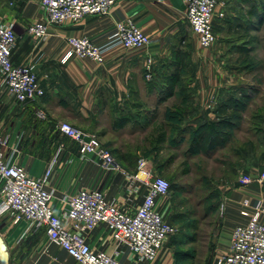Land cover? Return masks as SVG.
Returning a JSON list of instances; mask_svg holds the SVG:
<instances>
[{"label":"crops","instance_id":"obj_1","mask_svg":"<svg viewBox=\"0 0 264 264\" xmlns=\"http://www.w3.org/2000/svg\"><path fill=\"white\" fill-rule=\"evenodd\" d=\"M44 19L40 0H0V20L12 24L16 35L11 60L32 67L45 90L26 106L12 93L0 95L5 161L34 178L52 167L47 188L57 212L66 196L88 188L101 190L120 210L134 214L148 193L134 178L138 160L145 159L155 174L164 173L163 159L185 152L193 136L204 135L206 154L190 157L208 160V181L218 202L203 217L213 222L209 255L200 257L193 249L189 257L190 264H214L229 252L232 229L248 221L242 211H264V180L259 181L264 168V0H222L211 21L216 41L201 55L183 0H119L106 15L51 25L46 38L34 40L27 27ZM129 20L149 37L146 46L110 44L102 63L68 57V38L106 45L117 23ZM60 122L94 135L121 170L104 171L95 157L81 156L57 130ZM246 175L251 182L242 184ZM157 207L166 218L169 196L159 198ZM0 235L10 264H77L51 245L43 230L28 231L27 223L13 224L5 214ZM87 240L95 250L116 249L105 225L89 232ZM118 259L174 264L175 254L166 242L153 262L139 261L126 249Z\"/></svg>","mask_w":264,"mask_h":264},{"label":"built area","instance_id":"obj_2","mask_svg":"<svg viewBox=\"0 0 264 264\" xmlns=\"http://www.w3.org/2000/svg\"><path fill=\"white\" fill-rule=\"evenodd\" d=\"M118 1L40 0L45 19L28 25L27 32L34 40H42L48 36L51 25L106 15ZM221 1L183 0L187 20L202 49L216 41L211 21ZM15 41L13 25L0 20V95L12 93L18 103L26 106L41 99L45 90L32 67L12 62L11 50ZM149 41V37L129 20L117 23L106 45H97L87 37L68 38V57L75 55L102 63L104 51L110 44L141 48ZM38 115L44 117L41 111ZM57 130L75 144L81 156L95 157L102 170H121L111 152L94 135L67 122L58 123ZM5 143V137L0 133V216L8 215L13 224L27 223L31 232L43 230L48 242L64 250L77 264H124L118 259L121 249H126L139 261L153 262L169 237L175 234L176 229L157 207L159 198L169 196L170 184L147 167L145 159L138 160L134 178L147 186L148 193L134 214L120 210L101 190L88 188L66 196L62 211L57 212L52 205L53 193L47 188L52 167L41 178L29 176L22 166L5 161L2 151ZM263 180L264 168L259 175V181ZM240 181L248 184L251 179L246 175ZM244 204L247 206V202ZM242 215L248 221L232 229L229 252L216 257L214 264H264V211L258 208L249 215L244 210ZM100 225L106 226L116 245L113 253L95 250L88 243L87 234Z\"/></svg>","mask_w":264,"mask_h":264},{"label":"rangeland","instance_id":"obj_3","mask_svg":"<svg viewBox=\"0 0 264 264\" xmlns=\"http://www.w3.org/2000/svg\"><path fill=\"white\" fill-rule=\"evenodd\" d=\"M203 51L205 49H199L200 55ZM209 172L205 156L190 157L181 150L164 173L156 174L173 185L166 220L176 229L175 234L167 240L175 254L174 264H190V254L187 258L179 255L190 253L193 249L198 250L200 257L209 255L206 243L213 222L203 217L211 211V205L218 202L208 181ZM190 237L195 244H192Z\"/></svg>","mask_w":264,"mask_h":264},{"label":"trees","instance_id":"obj_4","mask_svg":"<svg viewBox=\"0 0 264 264\" xmlns=\"http://www.w3.org/2000/svg\"><path fill=\"white\" fill-rule=\"evenodd\" d=\"M193 137H194L193 140L190 141L189 148L184 152V154L186 156L197 155V154H206V152H207V143H208L206 137H204V135H199V134L196 135V136H193ZM173 143H174V141H173ZM174 157L175 156L170 155L169 157L163 159L161 165L162 166H167L169 163L172 162ZM169 184H170V192H171L173 185L170 182H169ZM214 195H215V193H214ZM190 239L192 241L194 240L191 237H190ZM189 254L190 253H188V252L187 253L183 252L179 256L183 257V258H187V256H189Z\"/></svg>","mask_w":264,"mask_h":264},{"label":"water","instance_id":"obj_5","mask_svg":"<svg viewBox=\"0 0 264 264\" xmlns=\"http://www.w3.org/2000/svg\"><path fill=\"white\" fill-rule=\"evenodd\" d=\"M0 264H10V256L2 236L0 235Z\"/></svg>","mask_w":264,"mask_h":264}]
</instances>
